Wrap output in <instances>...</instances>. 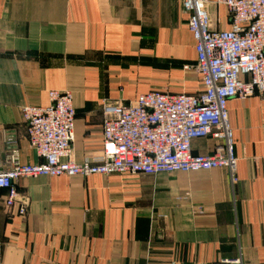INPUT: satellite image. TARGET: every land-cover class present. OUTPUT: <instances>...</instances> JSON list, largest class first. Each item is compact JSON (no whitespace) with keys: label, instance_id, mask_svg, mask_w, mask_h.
I'll return each instance as SVG.
<instances>
[{"label":"crops","instance_id":"1","mask_svg":"<svg viewBox=\"0 0 264 264\" xmlns=\"http://www.w3.org/2000/svg\"><path fill=\"white\" fill-rule=\"evenodd\" d=\"M211 29L231 27L208 0ZM179 0H0V163L42 160L21 110L69 91L73 159L102 152L104 101L151 92L195 95L201 77ZM237 183L226 169L197 173L21 179L27 214L0 190V264H264V98L231 100ZM10 141L12 143H10ZM217 142H192L210 156Z\"/></svg>","mask_w":264,"mask_h":264},{"label":"built area","instance_id":"2","mask_svg":"<svg viewBox=\"0 0 264 264\" xmlns=\"http://www.w3.org/2000/svg\"><path fill=\"white\" fill-rule=\"evenodd\" d=\"M179 1L189 16L197 54V64L185 69L199 74L203 91L195 95L151 92L129 104L104 101L102 152L82 163L72 156L76 110L71 92H50L46 107H23L30 147L42 163L23 166L15 150L9 152L5 165L0 163V190L8 192L7 208L17 209L22 217L27 214L28 201L17 191L21 179L226 169L237 183L228 104L255 95L264 98V0H217L214 5L229 14L227 31L211 29L208 0ZM205 138L217 142L213 154L194 156L192 142Z\"/></svg>","mask_w":264,"mask_h":264}]
</instances>
